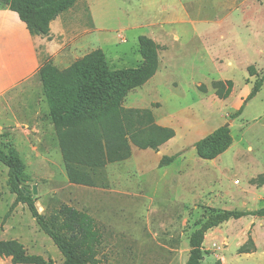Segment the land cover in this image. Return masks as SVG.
Listing matches in <instances>:
<instances>
[{
  "label": "rangeland",
  "instance_id": "374dc122",
  "mask_svg": "<svg viewBox=\"0 0 264 264\" xmlns=\"http://www.w3.org/2000/svg\"><path fill=\"white\" fill-rule=\"evenodd\" d=\"M88 5L99 27L87 37L104 50L112 69L139 67L144 61L139 38L162 35L158 76L154 83L150 80L156 70L132 88L122 105L150 109L154 122L172 128L175 137L154 149L159 151L135 145L138 158L107 164L110 189L101 190L63 183L58 131H48L50 166L24 168L27 181L21 185L43 214L68 203L95 215L104 228L99 249L105 261L100 264H185L189 235L208 215L225 208L264 207V189L257 187L264 185V81L247 99L264 75V0H77L64 15L88 29ZM42 56L54 65L44 52ZM240 107L242 112L232 118ZM226 123L231 146L215 159L200 158L195 141ZM7 140L8 135L0 138V145H8ZM176 153L171 164L158 167L163 155ZM46 180H52L51 186L41 193L40 183ZM255 186L262 200L251 193ZM223 190L233 193L235 201L221 197ZM219 192L221 200L214 201ZM15 197L8 168L0 161V238L14 239L28 254L61 264L63 256L28 206L19 203L10 211ZM252 216L212 229L204 241L211 251L204 252V263L213 264L216 254L225 264H264V217ZM242 245L256 250L239 253ZM0 264L13 263L0 256Z\"/></svg>",
  "mask_w": 264,
  "mask_h": 264
},
{
  "label": "trees",
  "instance_id": "16d2710c",
  "mask_svg": "<svg viewBox=\"0 0 264 264\" xmlns=\"http://www.w3.org/2000/svg\"><path fill=\"white\" fill-rule=\"evenodd\" d=\"M76 1L0 0V6L15 12L32 34L48 36L51 21ZM158 48L159 45L152 38L140 37L139 51L144 61L137 68H110L100 48L62 69L47 61L42 62L39 75L50 118L58 131L60 152L70 183L108 188L106 165L129 158L132 144L157 149L175 135L172 128L154 122L150 109L126 108L122 105L132 88L155 74ZM248 71L250 75L255 74L253 67ZM263 81L264 75L255 81L247 99L257 94ZM242 109L240 107L230 116H238ZM232 143L231 128L226 123L195 141L194 147L200 158L214 159ZM176 157L177 154L163 155L159 166L170 164ZM0 161L8 168V185L16 195L10 211L19 203L28 206L40 228L63 256L61 264H100L105 261L99 249L104 228L95 216L68 203H62L48 215L43 214L36 206V199L21 185L23 180L27 181L23 175L25 167L10 143L0 145ZM248 215L264 217V207L223 209L208 215L189 235L185 264H205V234L230 219ZM255 250L242 245L238 252L250 253ZM0 256L10 257L13 264H53L51 259L28 254L25 247L14 239L0 238Z\"/></svg>",
  "mask_w": 264,
  "mask_h": 264
},
{
  "label": "crops",
  "instance_id": "0c3cea01",
  "mask_svg": "<svg viewBox=\"0 0 264 264\" xmlns=\"http://www.w3.org/2000/svg\"><path fill=\"white\" fill-rule=\"evenodd\" d=\"M71 8L68 10L72 11ZM88 9L90 17V27L88 29L77 27L79 23L77 24L74 20L64 15L66 12H69L66 10L51 21L49 35L42 36L32 34L15 12L0 6V135H2L0 138L8 135L7 142L9 141L17 150L26 169L29 167L48 168L50 166L52 159L49 145L50 133L48 131H56V129L53 130L50 128L49 123L52 122V120L50 118V111L43 83L39 75V69L44 60L42 52H44L45 56H49V58L52 59L55 66L60 68L58 65L64 61H67V63L70 61L72 63L83 55L97 49L91 42L92 40L87 37L88 33L98 30L99 27L96 17L89 5ZM54 25L55 28H53ZM161 37L162 35L158 33L151 38L159 44L160 40H163ZM175 38H177L176 34H174V39ZM80 52L84 54H80ZM70 62L67 66L71 64ZM159 71L160 64L156 74L150 79L152 82L158 76ZM126 98H128V96ZM124 105L129 108H139L136 105ZM4 130H7L8 134L2 133ZM3 134L5 136H3ZM174 137L175 136L168 141L173 140ZM139 149L146 152L152 148L139 147ZM136 150L135 145H131V155L123 161H128L136 157L138 158ZM182 158L184 159V157ZM159 161L158 167H163L159 166ZM51 181L52 180H46L40 183L39 188L41 193L51 186ZM62 181L65 184H72L67 180L66 173ZM257 187L264 189V185ZM257 187L255 186V190H251V193H253L255 199L262 200L263 198L255 193V191L259 189ZM93 188L101 190L110 189L109 187ZM223 192L221 197L227 196L230 203L235 201V195L233 193L230 194L224 190ZM133 194L142 198L144 197L143 194L140 193ZM217 195L218 197H213L212 199L219 202L221 200L220 192ZM98 203L100 202H96L95 204ZM248 216L253 218L252 215ZM238 219H230L224 223ZM254 220L255 219H251L250 222L254 223ZM212 229L205 234L204 241L207 239ZM224 239L226 240V238H223V240ZM204 241V251L208 252L210 249L208 250L209 247H205ZM214 252L215 251H212L213 254ZM214 256L216 260L213 264H217L218 261L220 262L219 264H225L224 257L216 254H214Z\"/></svg>",
  "mask_w": 264,
  "mask_h": 264
},
{
  "label": "water",
  "instance_id": "95a60500",
  "mask_svg": "<svg viewBox=\"0 0 264 264\" xmlns=\"http://www.w3.org/2000/svg\"><path fill=\"white\" fill-rule=\"evenodd\" d=\"M23 182H25V180H23ZM34 192H35V187H34ZM27 193V192H26ZM28 194V193H27Z\"/></svg>",
  "mask_w": 264,
  "mask_h": 264
}]
</instances>
